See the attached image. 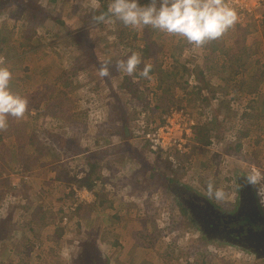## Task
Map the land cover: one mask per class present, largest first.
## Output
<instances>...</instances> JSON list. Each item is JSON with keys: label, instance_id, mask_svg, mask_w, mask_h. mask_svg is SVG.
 <instances>
[{"label": "rangeland", "instance_id": "374dc122", "mask_svg": "<svg viewBox=\"0 0 264 264\" xmlns=\"http://www.w3.org/2000/svg\"><path fill=\"white\" fill-rule=\"evenodd\" d=\"M32 1L33 22L0 0V67L11 73L9 91L27 101L24 116H8L0 128V264H75L83 247L102 251L105 264H264L204 236L173 194L176 187L228 212L244 177L264 174V108L258 112L262 98L254 102L248 73L231 75L233 67L224 84L228 63L207 57L206 43L111 16L97 23L105 0ZM255 16L220 39L230 45L246 35L255 66L246 71L264 77V10ZM145 43L138 71L150 64L154 74L118 71L117 61L140 56L134 47ZM101 66L108 76L99 75ZM171 70L177 78L158 88V73ZM170 110L184 112L186 122L161 154L142 134ZM88 160L98 162L92 173ZM209 180L225 191L223 201L208 198ZM250 187L264 215L257 195L264 181Z\"/></svg>", "mask_w": 264, "mask_h": 264}, {"label": "clouds", "instance_id": "9594fccd", "mask_svg": "<svg viewBox=\"0 0 264 264\" xmlns=\"http://www.w3.org/2000/svg\"><path fill=\"white\" fill-rule=\"evenodd\" d=\"M106 15L114 17L126 27L150 26L168 34L182 36L188 43L200 46L206 41L220 38L238 20L236 11L224 0H111L107 14L102 13L94 20L105 22ZM141 58L132 53L126 59L117 61L116 67L128 76L150 78L151 65L146 64L138 71ZM101 77L109 75L107 66L98 70ZM11 73L6 67H0V128L6 126V118L20 119L24 116L27 101L9 91ZM248 186H256L264 181V174L254 170L244 177ZM209 199L223 201L226 193L211 180L206 185ZM257 195L264 200V194L257 189ZM257 203V201H256ZM258 206V205H257Z\"/></svg>", "mask_w": 264, "mask_h": 264}, {"label": "trees", "instance_id": "16d2710c", "mask_svg": "<svg viewBox=\"0 0 264 264\" xmlns=\"http://www.w3.org/2000/svg\"><path fill=\"white\" fill-rule=\"evenodd\" d=\"M30 1H32V0H20V1L3 0V2L6 3L7 8H8V6H11V7L15 6V5H11V3L13 2L14 4L17 5V7H15V8H19L23 12L27 11V13L30 14L27 21L33 22L35 17H36V15H35L36 13H33V12L35 11V8H37V7L34 5L33 1L31 3H30ZM51 1L53 2L54 0H51ZM105 1L108 2L109 0H105ZM105 1L102 4V9H101L100 15L102 13L107 14L108 5ZM27 2H29V3H27ZM29 4H33L32 7ZM39 13H42V11H39ZM93 17H94V13H93ZM108 17H110V16L106 15V18H108ZM260 23L261 24H258V25H260L261 27L264 28V20H261ZM243 31H244V29H243ZM3 41H5V40L0 39V45ZM230 42H231L230 45H226L225 42L222 41L220 38L215 39V40L206 41L205 43L207 44L206 45L207 51L205 52V54L207 57H213V58L223 57L227 61L228 64L226 66H224L221 70V73L223 74V77H221V81L224 84H228L229 81H231V78H224V76L230 74L231 72H228V71H232L233 67H235L236 69L231 73V75H237L239 73L237 70H241L243 72L248 73L249 77L246 79L245 82L248 83L249 89H253L250 94H254V97H255L254 102L255 103L258 101L259 98H262V101L259 102L262 107L257 109L258 112H261L262 109L264 108V94H261V89H264V77L260 76L258 72H254V74H251V72L249 73L248 71H246V68L249 66H251L252 69L255 67V66L253 67V65H250L251 64L250 61L252 60V58L249 56V48H248L249 46L247 44L246 35H244L241 39H235L234 41L232 40ZM148 49H149L148 43L143 44L141 46V48H140V44H138L134 47V51L140 53L142 60H146V58L148 57ZM235 55L245 56L247 58L246 62L242 63V60H241L242 57L237 58V57H235ZM174 71H175V73H174ZM178 71L179 70H173V71L171 70L168 72L160 71L157 75L158 76L157 80L159 83L158 88L162 87V84H164L165 79H168V78L176 79L178 76ZM154 72H155V69L151 68V72L149 73V75L154 74ZM198 76H201V74L199 73ZM250 78H251V80H250ZM245 90H248V89H245ZM199 91H200V89H197L195 94L198 95ZM53 99H55V98H53ZM53 99H51V100H53ZM64 99H65V101L67 100L66 97H64ZM244 116H247V114L243 113L242 117H244ZM237 147H239V145H237ZM86 166L88 167L89 172L92 173L98 167V162L88 160V161H86ZM80 186H82L88 190H91L93 188L91 183L88 181L82 182L80 184ZM173 194L177 195L176 197H177V199H179V203L181 205H183L181 211H183V213H185V211L187 212V205H186L185 200L182 198V193L180 192V190H178V188L175 187L173 190ZM192 220H193V223L196 224V221L194 220V218H192ZM103 254L104 253L102 251H99L98 249L89 250V248L83 247L79 250V252L76 256L77 259L74 261V263L75 264H105V258L103 256Z\"/></svg>", "mask_w": 264, "mask_h": 264}, {"label": "flooded vegetation", "instance_id": "af4514ba", "mask_svg": "<svg viewBox=\"0 0 264 264\" xmlns=\"http://www.w3.org/2000/svg\"><path fill=\"white\" fill-rule=\"evenodd\" d=\"M245 186L248 185L245 181H241L238 186V198L231 211H221L211 204L215 210L219 211L217 214H212L201 208L199 204L202 202L199 203L200 201L190 202L193 203L194 212L188 206L187 210L204 236L224 243H227L225 242L226 238L234 239L240 244L252 246L256 252L262 253L264 248L255 243L254 235L258 233L259 236V233L264 232V224L260 222L261 218L264 220V215L260 212L253 194L250 196ZM249 189L252 193L251 187ZM241 191H243V195H241ZM196 205L199 209L196 208ZM214 215H217L218 218ZM260 237L264 236L260 235Z\"/></svg>", "mask_w": 264, "mask_h": 264}, {"label": "built area", "instance_id": "2783aa9c", "mask_svg": "<svg viewBox=\"0 0 264 264\" xmlns=\"http://www.w3.org/2000/svg\"><path fill=\"white\" fill-rule=\"evenodd\" d=\"M224 2L233 8L238 16L237 23H242L243 20H255V13L264 10V0H224ZM185 113L170 110L164 118V122L156 128L149 129L142 134V138L147 143L148 147L155 152L167 154L175 145L172 131L174 127L180 126L186 122ZM263 189L260 187V191Z\"/></svg>", "mask_w": 264, "mask_h": 264}, {"label": "water", "instance_id": "95a60500", "mask_svg": "<svg viewBox=\"0 0 264 264\" xmlns=\"http://www.w3.org/2000/svg\"><path fill=\"white\" fill-rule=\"evenodd\" d=\"M246 188H247V193H249V195L251 196V194H253V193H251V191H249L250 189H249V187L250 186H245ZM178 190H180V189H178ZM181 193H182V198L185 200V202H186V205L188 206V207H191V209H192V211L194 212V210H193V203L191 204L190 202H196V201H200L199 203H201V204H199L200 206H201V208H203L205 211L207 210V211H209V212H211L212 214H217L219 211H217V210H215L212 206H211V204L210 203H208L206 200H204V199H199L198 200V198H196V197H193L192 195L191 196H189V195H187L186 196V198H184L183 197V194H184V192L181 190L180 191ZM241 195H243V191H241ZM242 198H243V196H242ZM190 203V204H189ZM197 206V205H196ZM195 208V207H194ZM196 208H198V206L196 207ZM199 209V208H198ZM216 218H218L217 217V215H214ZM260 222H262L263 224H264V220L261 218V220H260ZM260 235H263L264 236V232L263 233H259V236ZM259 236H258V233L256 234V235H254V237H255V243L256 244H258L261 248H264V237L262 238V237H260L259 238ZM225 242H227V243H230V244H233V245H236V246H238V247H241L242 249H245V250H248V251H250L252 254H254V256L257 258V259H261V258H264V252H262V253H258V252H256L254 249H253V247L252 246H248V245H246V244H240V242L239 241H236V240H234V239H229V238H226L225 239Z\"/></svg>", "mask_w": 264, "mask_h": 264}]
</instances>
